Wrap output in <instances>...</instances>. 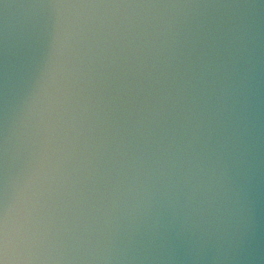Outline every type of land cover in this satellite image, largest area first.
<instances>
[{"label":"water","instance_id":"1","mask_svg":"<svg viewBox=\"0 0 264 264\" xmlns=\"http://www.w3.org/2000/svg\"><path fill=\"white\" fill-rule=\"evenodd\" d=\"M0 264H264V0H0Z\"/></svg>","mask_w":264,"mask_h":264}]
</instances>
